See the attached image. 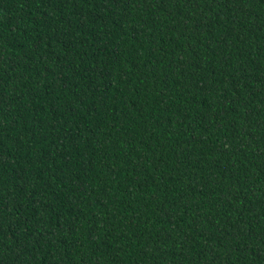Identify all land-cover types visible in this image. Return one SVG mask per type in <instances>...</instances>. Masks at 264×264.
Wrapping results in <instances>:
<instances>
[{
    "label": "trees",
    "instance_id": "obj_1",
    "mask_svg": "<svg viewBox=\"0 0 264 264\" xmlns=\"http://www.w3.org/2000/svg\"><path fill=\"white\" fill-rule=\"evenodd\" d=\"M0 264H264V0H0Z\"/></svg>",
    "mask_w": 264,
    "mask_h": 264
}]
</instances>
